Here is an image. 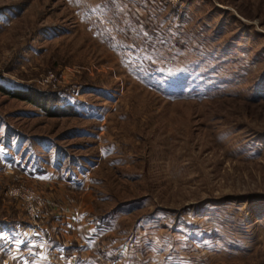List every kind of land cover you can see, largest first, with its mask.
I'll return each instance as SVG.
<instances>
[{"label": "rangeland", "instance_id": "374dc122", "mask_svg": "<svg viewBox=\"0 0 264 264\" xmlns=\"http://www.w3.org/2000/svg\"><path fill=\"white\" fill-rule=\"evenodd\" d=\"M0 85L14 264H264V0H0Z\"/></svg>", "mask_w": 264, "mask_h": 264}, {"label": "crops", "instance_id": "0c3cea01", "mask_svg": "<svg viewBox=\"0 0 264 264\" xmlns=\"http://www.w3.org/2000/svg\"><path fill=\"white\" fill-rule=\"evenodd\" d=\"M0 226H2L0 228V259L2 264H10L12 260V264H14L16 259H22V257H29L32 260L38 258L32 248H30L31 251L28 249V245L22 244L24 235L19 228L7 230L6 222H1ZM20 264L23 262L20 261Z\"/></svg>", "mask_w": 264, "mask_h": 264}, {"label": "trees", "instance_id": "16d2710c", "mask_svg": "<svg viewBox=\"0 0 264 264\" xmlns=\"http://www.w3.org/2000/svg\"><path fill=\"white\" fill-rule=\"evenodd\" d=\"M0 91L3 92V93H5L6 95L11 96L12 98H15V99H21V100H27L28 102L29 101L30 102H34L33 100L29 99L28 97H24V95H26V94L18 93V91H10V90H7L4 87H2L1 85H0ZM49 104L50 103H48V102H46L44 104V109H45V111L47 112V114L49 116H57V115H59V116H67L68 115L69 116V114H73V115L77 116V113H75L73 111H70L68 109L69 107L62 106L63 105L62 101H60V103H58L57 101H55V102L52 103L51 107H52V110L53 111L52 110L51 111H48L49 108H50ZM37 106L41 108L42 105H38L37 104Z\"/></svg>", "mask_w": 264, "mask_h": 264}, {"label": "built area", "instance_id": "2783aa9c", "mask_svg": "<svg viewBox=\"0 0 264 264\" xmlns=\"http://www.w3.org/2000/svg\"><path fill=\"white\" fill-rule=\"evenodd\" d=\"M27 199H28V200H30V199H31V197H28Z\"/></svg>", "mask_w": 264, "mask_h": 264}]
</instances>
